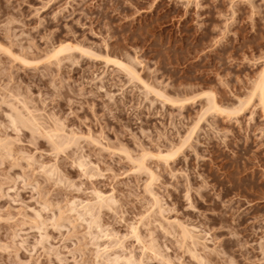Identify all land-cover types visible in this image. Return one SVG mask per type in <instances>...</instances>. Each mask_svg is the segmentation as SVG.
Here are the masks:
<instances>
[{
  "label": "rangeland",
  "instance_id": "1",
  "mask_svg": "<svg viewBox=\"0 0 264 264\" xmlns=\"http://www.w3.org/2000/svg\"><path fill=\"white\" fill-rule=\"evenodd\" d=\"M263 72L264 0H0V264H264Z\"/></svg>",
  "mask_w": 264,
  "mask_h": 264
},
{
  "label": "bare ground",
  "instance_id": "2",
  "mask_svg": "<svg viewBox=\"0 0 264 264\" xmlns=\"http://www.w3.org/2000/svg\"><path fill=\"white\" fill-rule=\"evenodd\" d=\"M73 46V45H72ZM70 46L69 44H66V43H63L62 45L60 44V46H58L57 48H53V50L51 51V56L50 57H52V58H55V59H58V58H60V56L61 55H64V54H66L67 55V53H70L71 51H74L76 48H74V47H77V46ZM78 48V47H77ZM77 50V49H76ZM77 51H79V48H78V50ZM81 51H84V50H81ZM88 53V52H87ZM84 54V53H83ZM86 54V53H85ZM75 57V56H74ZM73 57V54L71 55V54H68V56H65V58H66V60L67 59H71V58H74ZM105 57H106V55H105ZM105 57H104V59H105ZM109 58V57H108ZM60 60V59H59ZM61 60H63V58L61 59ZM109 60H110V58H109ZM109 60L108 59H106L105 60V63H108L109 62ZM59 62V61H58ZM110 63V62H109ZM115 63H116V61H115ZM114 63V64H115ZM119 63H121V62H119ZM118 62H117V64H118V67H121L122 69H123V67L125 68V69H127L126 68V66L124 65V66H121V64H119ZM116 65V64H115ZM125 69H123V70H125ZM131 70H133V69H131ZM129 71V74H130V76L131 77H134V78H136L137 76V74L136 73H133V71L132 72H130V68H129V70H126V72H128ZM135 72V71H134ZM128 74V73H127ZM136 74V75H135ZM138 78V77H137ZM136 78V79H137ZM254 94H257V96L259 97V100H260V103L262 104V106H263V108H264V72H263V74L261 75V77H260V79L257 81V83H255V85H254V87H253V95ZM207 107H206V110L207 111H213V112H223V110H221L219 107H217L216 106V103H215V101H214V99H211V98H207ZM236 111H229V113H235ZM30 115V114H29ZM25 123H29V125H30V127L33 129H35L36 127H38V124L36 123V119L33 117V116H29L27 119H25V120H17L16 118H12L11 119V124L13 125V127L15 128V129H18V125L19 124H21L22 126H24V124ZM55 136V135H54ZM53 136V137H54ZM52 138V137H51ZM57 138L59 139L60 137H58L57 136ZM52 141H53V139H52ZM55 141H53V144L55 145V143H54ZM59 142V141H58ZM56 144H58V143H56ZM59 145V144H58ZM57 145V146H58ZM56 146V145H55ZM56 146V147H57ZM60 146V145H59ZM58 146V147H59ZM172 156V154H165V155H163L162 154V156H161V154L159 155V157L158 158H161V159H165V160H167V159H170V157ZM149 178H150V180H149V183L150 184H147L148 186H150L151 185V181L153 180L152 178H153V174H151L150 173V175H149ZM146 185V186H147ZM145 187V188H149V187ZM151 187V186H150ZM148 193H150V192H148ZM152 193H150L149 195L151 196V198H152V200H153V203L154 204H158V201H157V199H155L154 197L155 196H153V194L151 195ZM96 198H97V201H98V208H107V209H111V204H110V200L109 199H105L102 195H100V194H96ZM95 198V199H96ZM92 208V207H91ZM95 208V207H94ZM97 208V209H98ZM100 209H98V211H100ZM89 212H91V210L89 211ZM93 212V211H92ZM158 212H160V210L158 211ZM168 223H169V221H168ZM170 224V226H172V227H175V228H179L180 230H179V234H178V236H180L181 238V240L184 242V241H186V240H190L191 241V243L192 244H194L195 245V241L193 240L194 238H193V234L190 232V230H189V228L187 229V228H185L184 227V225L182 226V224H178V223H169ZM168 224V225H169ZM175 225V226H174ZM131 233H132V235H133V237L136 239V241H138V242H140V238H139V236H138V233H137V231H136V228H131ZM191 234L193 235V236H191ZM197 243V242H196ZM153 256H157V253L156 252H153ZM114 259L112 260L114 263L115 262H117L118 260H119V256H115V257H113ZM128 263H130V264H133V263H135V261H133V257H132V255H129V257L127 258V259H125Z\"/></svg>",
  "mask_w": 264,
  "mask_h": 264
}]
</instances>
